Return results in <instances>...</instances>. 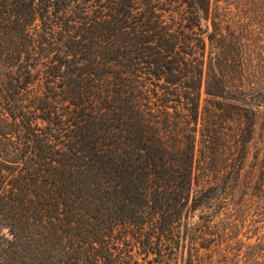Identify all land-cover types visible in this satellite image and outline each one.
I'll return each mask as SVG.
<instances>
[{"label":"trees","instance_id":"trees-1","mask_svg":"<svg viewBox=\"0 0 264 264\" xmlns=\"http://www.w3.org/2000/svg\"><path fill=\"white\" fill-rule=\"evenodd\" d=\"M258 126L264 0H0V264H210Z\"/></svg>","mask_w":264,"mask_h":264},{"label":"rangeland","instance_id":"rangeland-1","mask_svg":"<svg viewBox=\"0 0 264 264\" xmlns=\"http://www.w3.org/2000/svg\"><path fill=\"white\" fill-rule=\"evenodd\" d=\"M257 134L261 139L264 129L258 126ZM247 197L249 201L245 208L227 214L232 238L227 247L215 248L210 264H264V213L259 208V201H250L251 196ZM198 213L195 212L193 221Z\"/></svg>","mask_w":264,"mask_h":264}]
</instances>
